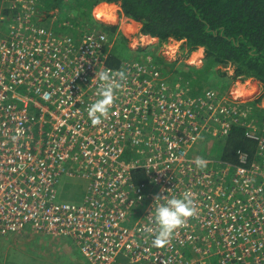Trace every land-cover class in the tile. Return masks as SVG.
<instances>
[{"label":"built area","instance_id":"2783aa9c","mask_svg":"<svg viewBox=\"0 0 264 264\" xmlns=\"http://www.w3.org/2000/svg\"><path fill=\"white\" fill-rule=\"evenodd\" d=\"M39 6L0 0V238H70L88 264H264V128L239 126L258 142L252 163L213 158L240 123L227 99L191 96L151 55L112 67L119 30L59 34ZM105 69L126 79L93 124ZM185 192L195 214L153 246L155 207Z\"/></svg>","mask_w":264,"mask_h":264},{"label":"trees","instance_id":"16d2710c","mask_svg":"<svg viewBox=\"0 0 264 264\" xmlns=\"http://www.w3.org/2000/svg\"><path fill=\"white\" fill-rule=\"evenodd\" d=\"M101 3L120 4L124 16L142 25V35L163 42L183 40L182 48H187L189 54L203 48L206 57L201 69L182 64L180 70H174L176 63L166 62L156 53L139 50L146 56L152 55L164 75L174 72L173 81L182 77L194 96H203L204 90L217 87L216 81L227 80L228 74L221 67L235 69V75L229 77L231 80L254 78L264 84V0H40L39 10L45 12L44 19L49 24L56 18L53 20L56 33L75 34L77 30L78 34L81 31L76 28L94 25L92 16L98 13ZM98 28L111 38L118 32V27L103 23ZM119 38L123 45L128 44L126 37L119 34ZM121 61L112 53L108 63L117 67ZM260 100L252 103L254 111L246 121H255L264 128V109L256 107ZM246 132L247 128L235 125L230 136L217 143V157L237 164L239 156L245 153L252 163L257 158L258 142L249 139ZM76 253L79 264H88L79 251Z\"/></svg>","mask_w":264,"mask_h":264},{"label":"rangeland","instance_id":"374dc122","mask_svg":"<svg viewBox=\"0 0 264 264\" xmlns=\"http://www.w3.org/2000/svg\"><path fill=\"white\" fill-rule=\"evenodd\" d=\"M101 4L102 5L98 8V13L92 16L94 21V25L92 27L88 25L86 26L83 25L84 27L82 28H76L72 24H70L71 25L70 27L79 29L81 32H79L78 34L93 33L98 36L104 35L107 39L110 40H112L115 37L110 38L109 34L104 30L100 31L98 26H100L102 23L109 26H116L120 31L118 32L120 33V36L126 37L123 31L121 30V27H123L124 31L126 32L125 34L128 35V44L123 45L120 42V38H119L114 42L113 48L111 49V53L118 55L120 59H122L123 61L132 62L134 60L139 59L140 57H145L146 53L145 54L140 53L139 51L140 48H144L148 52L156 53L159 57H162L166 62L172 64L176 63L174 70H180L182 64L197 69L202 68L206 57L203 48H201L202 50L201 49L197 50V51L199 50L202 51L203 53L202 57L196 60L195 62H192L191 58H193L194 53L197 51L189 54L187 48H182L184 43L183 40L179 41V40L169 39L163 42L160 41L158 38H153L148 35V37L151 40L149 39L147 41H142L140 39V37L144 36L142 35V31H141L142 25L138 22H135L134 20L132 21L127 20L122 12L120 4L113 3L108 5L109 7H115V15L111 17L105 16V9L107 7L105 6L106 3L105 4L101 3ZM99 5L95 6V8L98 7ZM54 13L55 11L52 12L51 14ZM122 17H125L127 22H124L125 20L123 21ZM99 19H101L102 21H100ZM53 20H56V18H52L51 20L52 25L50 26L52 29L55 30L56 25L55 22H53ZM44 24L49 26L48 21H46V23ZM132 26H135L137 29L131 28ZM89 28H91L90 31H88ZM75 34H77V30ZM220 69H222V71L227 72L228 74L227 80L216 81V82L214 81L215 83L218 84L217 87H214L211 90H204L203 93H206L208 91H213L215 92V94L221 97L223 96L224 99H227L230 106L232 107L231 110L241 115V117L239 118L240 123L238 126H244L246 123L243 121L242 118L243 116L249 115L254 111V106H252L253 102H256L257 100L261 99L259 103L256 104V107L258 109H264V84L261 81L254 78H250L246 80L237 78L236 80H231L229 77L235 75V69L230 66L226 68L221 67ZM165 70L169 71L168 68L167 69L165 68ZM172 75H174V72H170L169 75L165 74V76H167L168 80L171 83L177 82L188 86L187 82L186 83L182 82L183 81L182 77L178 78V76H176L178 80L173 81ZM224 83L227 86L223 87ZM239 85L245 87L244 91H242L241 93H237V88ZM191 96L194 95L191 94ZM226 139L227 138H225V140ZM212 141H213L212 146H210L212 152L211 156L214 158L217 157L218 155L217 154L218 152L216 151L217 143H220L222 139L221 137H218L213 139ZM204 152L207 153L206 151ZM205 153L204 156L206 157ZM67 191L68 189L65 191V193ZM76 251H78V249L76 248L75 244L70 238H58V237L54 238L44 234L35 233L28 229H26V232H23L18 235H11L0 238V264H79L78 260H80V258H78ZM201 253H202V249L199 246L198 255H200ZM199 259H201V255Z\"/></svg>","mask_w":264,"mask_h":264},{"label":"clouds","instance_id":"9594fccd","mask_svg":"<svg viewBox=\"0 0 264 264\" xmlns=\"http://www.w3.org/2000/svg\"><path fill=\"white\" fill-rule=\"evenodd\" d=\"M116 77L119 79L117 80ZM94 79L102 82L97 92L99 98L88 107L87 111L92 123L96 124L100 122L101 117L107 115L109 106L114 100V91L120 87L119 81L126 79V74L122 70L114 73L111 69H105L95 73ZM207 163L208 161L202 157L195 160V164L201 168L205 167ZM160 197L158 196L156 200ZM193 203L192 193L185 192L180 198L167 199L165 203L155 207L154 219L158 231L153 239V246L163 247L174 231L186 222V218L195 214Z\"/></svg>","mask_w":264,"mask_h":264},{"label":"bare ground","instance_id":"6f19581e","mask_svg":"<svg viewBox=\"0 0 264 264\" xmlns=\"http://www.w3.org/2000/svg\"><path fill=\"white\" fill-rule=\"evenodd\" d=\"M114 15H115V7H109V6H107L106 9H105V16H107V17H111V16H114ZM140 39H141L142 41H147V40H149L150 38H149L148 36L144 35V36H142ZM150 40H151V39H150ZM201 50H202V49H201ZM201 50L195 52V53H194V56L192 55V56H193V58H191V59H192V62H195L196 60H198L199 58L202 57L203 53H202ZM195 64H196V63H195ZM168 82H169V81H168ZM244 89H245L244 86L239 85L238 88H237V93H241L242 91H244Z\"/></svg>","mask_w":264,"mask_h":264},{"label":"crops","instance_id":"0c3cea01","mask_svg":"<svg viewBox=\"0 0 264 264\" xmlns=\"http://www.w3.org/2000/svg\"><path fill=\"white\" fill-rule=\"evenodd\" d=\"M109 4L107 3V4H105V6H108ZM127 29V28H126ZM128 30V29H127ZM129 31V30H128ZM141 38V37H140ZM141 42V41H140ZM83 258V257H82ZM87 262V261H86ZM88 263V262H87Z\"/></svg>","mask_w":264,"mask_h":264}]
</instances>
